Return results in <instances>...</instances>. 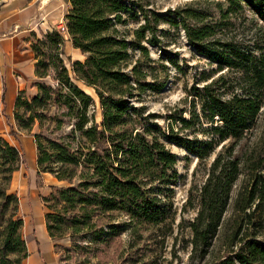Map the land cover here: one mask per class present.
Masks as SVG:
<instances>
[{"label": "trees", "instance_id": "1", "mask_svg": "<svg viewBox=\"0 0 264 264\" xmlns=\"http://www.w3.org/2000/svg\"><path fill=\"white\" fill-rule=\"evenodd\" d=\"M226 1L228 15L247 6L257 17L259 23L252 38L221 39L217 37L221 24H205L202 16L192 10L171 12L169 24L181 27L195 51L217 65L224 75L202 88H193L190 116L171 114L166 128L139 120L141 109L135 106V99L146 91L161 92L166 85L148 81L147 73L140 68L142 59L154 61L143 41L150 33L154 37L148 42L158 47L157 25L146 18L134 31L132 42L118 29L130 12L126 2L66 0L70 8L65 29L73 46L86 57L85 61L73 62L71 71L65 63L64 37L59 31L35 38L31 50L37 94L28 97L26 91L18 92L14 118L20 131L35 138L38 175L48 173L69 185L53 186L51 194L41 198L52 240L70 237L78 256L86 257L87 252L99 256L121 236L114 224L121 214L139 226L173 221L170 198L179 173L177 156L165 143L169 142L201 161L215 155L196 206L193 196L189 198L197 209L189 225L193 251L200 258L209 255L232 190L242 175L236 145L224 143L241 140L255 127L264 108V0ZM190 19L198 21V26ZM135 53L140 58L132 64ZM168 61L180 67L174 59ZM48 79L53 84H48ZM75 80L95 91L101 123L96 119L95 99ZM53 107L61 111L56 116V127L63 125V118L74 121L72 133H79L78 142L73 136L65 141L33 133L35 128H45L48 121H53L49 116ZM199 131L211 134V139L192 137ZM23 164L22 152L0 136V264H23L30 255L21 201L11 190ZM255 179L235 201L238 219L230 238L232 249L211 264H264V240L259 239L264 230V176ZM248 226L255 232L249 234L245 230ZM87 240L93 248L82 246Z\"/></svg>", "mask_w": 264, "mask_h": 264}, {"label": "rangeland", "instance_id": "2", "mask_svg": "<svg viewBox=\"0 0 264 264\" xmlns=\"http://www.w3.org/2000/svg\"><path fill=\"white\" fill-rule=\"evenodd\" d=\"M122 1L128 4L130 12L124 16L126 21L118 29L130 42L135 40L134 31L145 23L146 18L151 21L153 26L157 25L155 36L158 47H153L148 42L154 37L150 33L143 41V45L150 50V57L154 61L142 59L140 68L147 73L148 81L165 82L166 87L161 92H144L135 99L134 104L141 109L139 117L141 122H157L162 128L167 127L168 117L171 114H176L178 117L190 116L192 98L190 94H192L193 88H202L224 75V71H218L217 65L212 64L195 51L181 27L169 24L171 12L192 10L202 16L205 24L213 26L221 24V29L219 28L221 33L217 35L221 39L224 37L237 40L250 39L254 36L256 25L259 23L257 17L247 6L237 13L228 15L226 12L229 3L226 0ZM31 4L30 15L21 16L20 12L17 15V17L21 16L17 23L19 25H14V28L9 29L5 34L11 35L19 30L23 32V36L33 41L35 38L42 37L43 34L59 31L64 37L63 53L69 70H72L73 62L85 61L86 57L73 46L65 29V16L70 8L66 0H32ZM157 20L159 23L155 24ZM189 22L198 26L196 20L190 19ZM33 55L32 52L28 53L30 59L27 61L24 72L27 76H29ZM139 58V53L133 54L131 63L134 64ZM169 58L174 59L180 67L176 68L170 64ZM37 81L32 76L28 80V85ZM21 82L24 84V80ZM47 82L53 84L49 79ZM75 84L95 99L96 119L98 123H101L99 99L95 91L92 88H86L79 81L75 80ZM2 89L5 90V87ZM2 89L0 90L2 91ZM6 112L4 109L0 133L18 146L24 158V164L14 176L13 182V190L19 195L21 214L25 218L24 238L27 244L37 240L36 244L39 246L37 236L38 233H41V223L46 212L41 202L42 190L40 188L48 187L53 180L50 176L43 180L39 179L36 174L35 151L30 140L31 135L20 131L12 117ZM60 115L61 111L53 107L49 112L53 121H48L45 128L39 127L35 132L50 139L65 141H70L69 137L73 136L75 142H78L79 133H72L74 121L63 118V125L60 128L56 127V116ZM206 126L209 127L211 124L206 123ZM194 136L201 140H209L212 137L211 134H203L200 131L193 133L192 137ZM165 143L177 156L176 170L179 173V180L172 187L173 192L170 198L175 213L174 220L160 226H139L131 224L130 220L121 214L114 222L121 236L115 240L109 251L99 256L87 252L86 257H80L73 249L74 244L70 237L52 240L53 253L46 250V257L50 264H211L229 253L232 249L230 238L235 232V224L238 219L234 210L238 194L241 190L253 185L256 176H264V108L255 127L247 132L241 140L230 139L224 143L227 146L233 143L236 145L235 154L242 159V175L232 190L230 205L213 241L210 253L204 258H200L198 253L195 254L193 251L191 243L193 234L189 225L197 215V209L189 203V198L193 196V206H196L198 192L206 180L208 169L215 155L201 161L184 148L169 142ZM220 150L221 146L218 147L217 152ZM65 186L69 185L65 183ZM245 230L249 234L255 232L252 226ZM75 239L80 244V237L77 236ZM259 239L264 240V230L261 231ZM82 246L93 248L94 244L87 240Z\"/></svg>", "mask_w": 264, "mask_h": 264}, {"label": "crops", "instance_id": "3", "mask_svg": "<svg viewBox=\"0 0 264 264\" xmlns=\"http://www.w3.org/2000/svg\"><path fill=\"white\" fill-rule=\"evenodd\" d=\"M31 2L32 0H3L2 2H0V89L5 87V90H0V126L3 125L2 118L4 116V109L7 111L6 113H8L10 117H12L13 122L16 124L14 111L16 98L19 91H26L28 97H33L37 94V88L33 86L34 82L28 85V80H30L32 76L36 79L34 73V55L33 61L30 63L31 65L29 76L24 74L25 66L28 59H30L28 57V53L32 52L31 45L34 42V39L33 41H30L29 38L23 36V32L19 30H16V32L11 35H6L9 29L11 30L12 28H14V25H19L17 23H19V18L21 16L30 15V9L32 7ZM20 12L22 13L20 14L21 16L17 17ZM23 80L24 84L21 82ZM36 129L37 128L34 129L33 133H35ZM0 136L4 137L11 145L18 148L17 145L8 140L3 134L0 133ZM30 140L35 151L37 176L42 180L47 176H50L53 180V182H51L48 187L46 186L44 188H40L42 190L41 196L47 197L51 194L53 186L62 187L65 185V183L58 181L55 177L48 173L38 175L37 148L34 136L31 135ZM11 190L15 192L13 190V183ZM37 239L39 242V246L36 244L37 240H35L36 242L28 243L30 255L23 264H50V261L46 257V250H48V252L52 251L51 253H53L54 245L46 229L44 217L43 222L41 223V233H38ZM49 257L53 258L52 256Z\"/></svg>", "mask_w": 264, "mask_h": 264}]
</instances>
